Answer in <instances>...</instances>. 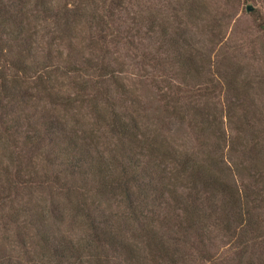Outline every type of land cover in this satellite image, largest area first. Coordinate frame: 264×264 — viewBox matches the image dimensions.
<instances>
[{
    "label": "rangeland",
    "instance_id": "374dc122",
    "mask_svg": "<svg viewBox=\"0 0 264 264\" xmlns=\"http://www.w3.org/2000/svg\"><path fill=\"white\" fill-rule=\"evenodd\" d=\"M50 1L51 12L47 14L54 13L62 4L70 7L79 2ZM98 2L99 14L111 9L104 0ZM174 2L124 0L121 6L114 9L112 16L117 25L121 24L122 34L117 37L106 36L105 41L90 39L88 18L77 19L74 26L60 29V25L52 23L51 17L47 18L50 23L45 27L41 21L42 12L37 16L34 13L27 15V21L23 24L27 31H24L31 33L34 38L31 41L32 49L24 51L28 56L26 65L4 59L8 47L5 43L0 54V67L9 77L17 76L28 92L26 99L19 98L14 103L15 108L10 109V113L21 112L23 128L28 124L32 126L29 132L42 130L39 122L47 120L53 123L52 120H56L53 117H58L59 113L63 115L62 108L56 114L53 111L56 107L52 102L58 98V94L66 90H80L91 77L94 80L101 78H97L96 67L101 62L107 63L113 73H107L103 82H99L100 86H97L106 89V100L99 93V100L95 104L104 107L106 111L103 114L108 120L113 113L121 115L116 118V126L110 121L107 123L103 114L92 109L86 101L81 105L75 101L73 106V111H76L73 118H79L83 123L73 121V118L69 122L79 128L80 136L83 135L81 128H85L99 142L98 150L90 152L92 157L107 158L108 153L120 142L129 141L128 135L138 142L144 130H148L149 134L156 133L158 142L163 145L190 150L195 145V127L179 122L176 117H163L159 121L157 118L161 115L153 117L152 107L161 108L171 100H178L177 103L187 106L192 104L191 100H197L198 105L209 104L208 118L213 120L215 126L210 129L211 134L206 133L208 130L197 128L198 133H202L201 140L205 137L216 165L232 174L229 179L231 186L241 188V192H244L250 185V178L245 171L240 174L236 170L232 172L234 163L248 165V157L241 151L242 142L257 134L264 149V0H199V13L202 15H205L202 4L207 3V20L176 16ZM248 2L253 4L249 11L246 10ZM178 14H181L180 11ZM178 26L187 29L188 35L185 36L191 41L195 55L200 57L196 58L194 67L189 70L186 68L187 71L173 63L168 55L173 38L179 37L175 30ZM42 79L48 88L52 87L51 90L42 91L38 88ZM234 86L239 88L237 97L228 91L234 92ZM199 87L203 93L191 96V92ZM96 92L97 88H94ZM243 107L248 108L245 115ZM221 117L223 120L220 122ZM186 118L189 121V112ZM43 133H46L44 128ZM17 142V145L10 143L17 154L14 155L17 157L16 164L21 160L22 170L17 174L20 181L16 180L11 190L0 187V243L4 246L0 255L2 260L8 259L13 264L37 263L41 262L40 258L47 264L55 262V257L48 253L37 235L32 215L41 209L46 210L47 215L42 213L56 235L66 238L76 248L84 245L80 252L75 251L76 257H71V262L67 259L68 262L64 261L63 264H81L91 257L104 259L105 264H128L126 258L129 252L126 248L103 252L101 247H85L92 233L88 222L94 219L102 225L103 220H107L109 225L118 227L129 243L139 248L138 256H142L143 261L135 260L133 264H153L147 255L146 246L134 232L137 219L132 217L128 197L118 187L103 192V189H97V181L89 173L82 175L76 173L77 169L73 172L74 167H70L73 161L71 156L68 158L58 153V150L50 149L51 140L47 133L45 140L38 142L41 150H35V145L31 143L21 145V148L18 146L19 140ZM3 164H7L4 159ZM163 166L167 167L166 164ZM86 167L93 168L89 163ZM219 179L228 182L223 176ZM130 185L131 192L137 193L133 183ZM129 200L133 202V197ZM215 202H219V197ZM204 203L205 199L198 202L202 213L209 211ZM259 204L253 210L255 221L261 227L254 231L255 238L258 237L255 242L259 244L254 246V240L251 241L253 235L249 239V234L244 237L228 231L216 223L212 216L206 221L207 227L189 234L186 241L177 243L171 236L165 235L167 246L172 248H168V254L174 258L170 264H249V258L250 263L260 264L264 261V198ZM9 208L18 209L15 219L6 217L11 211ZM141 209L153 229L162 231L155 220L161 215L158 208L148 203L147 206H139ZM176 245L178 248L173 255Z\"/></svg>",
    "mask_w": 264,
    "mask_h": 264
},
{
    "label": "trees",
    "instance_id": "16d2710c",
    "mask_svg": "<svg viewBox=\"0 0 264 264\" xmlns=\"http://www.w3.org/2000/svg\"><path fill=\"white\" fill-rule=\"evenodd\" d=\"M98 1L79 0L77 4L70 7L62 4L54 13L47 14L51 12L50 0H34L33 3L31 0H0V54L3 53L2 45L5 43L8 47L4 59L10 60L14 64L26 65L25 61L28 59V56L24 51L32 49L31 41L34 37L31 36V33L24 31H27V29L23 24L27 21V15L29 16L31 13L37 16L42 12L43 19L41 21L45 27L49 26L50 22L47 21V18L51 17L52 23L60 25V29L74 26V22L77 19L88 18L89 20H87L90 23L89 37L94 41H105V39L107 40L106 36L110 35L115 37L120 36L122 34L121 24L117 25L112 16L114 9L121 6L124 0H104L105 5L111 9L106 13L102 11L100 14L97 12L99 8ZM107 1L109 2L107 3ZM30 3H32V6H30ZM174 3L173 10H175L176 16L201 17L202 20H207V14L209 13L207 3L202 4L205 15L199 13V0H175ZM178 11L181 14H178ZM179 27L175 29L179 37L173 38L172 43H170L172 48L168 47L170 51L168 55L173 63L178 64L184 70L186 68L189 70L194 67L197 61L196 58L200 57L195 55V51L192 50L193 45L191 41L185 36V34L188 35L187 29ZM262 27L264 28V24ZM79 54L81 56L80 52ZM83 60L88 61V59L85 60L84 58ZM91 66L94 68V63ZM107 66L108 64L104 62L97 65V78H101L94 80L91 77L88 79V82H84L80 90H66L58 94V98L52 102L56 107L53 111L56 114L62 108L63 115L59 113L58 117H53V119H56L52 120L54 121L53 123H49L47 120L39 122L42 130L37 129L36 132L35 130L28 131L32 127L29 124L23 128L21 125V112L13 111V113H10V109L15 108L14 103L19 98L22 100L26 99L25 95L28 92L23 87V82L17 76L9 77L3 70V67H0L1 189L11 190L13 183L16 180L20 181L17 174L22 170L21 160L16 164L17 157L15 158L14 156L16 153L12 150L10 142L17 145V141L19 140V147L21 145L27 146L31 143L35 145V150H41L38 142L41 139L42 141L43 139L45 140L47 133L51 140L50 149L53 151L58 150V153L68 158L71 156V160L73 161H71L70 167H74L73 172L77 169L76 173L82 175L89 173L91 178L97 181V189H103V192L118 187L120 192H123L128 197V207L132 212V217L137 219V227L134 232L139 235L143 246H146L147 255H149L153 264H170L172 259H174L168 254L169 249L172 248L171 246H167L168 241L164 238L166 234L175 239L177 243L186 241L189 234L196 233L199 229L207 227L206 221L212 216L216 220V223H219L223 228L228 229V231L235 232V235L245 237L249 234V239L253 235L254 239L251 241L254 240L255 246L258 243L255 242V239L258 237L255 238L254 231L261 227L255 221L253 210L260 205V201L264 198V163L262 164L264 162V149L257 139V134L248 137L241 145L242 153L248 157V165L234 163L235 166L232 168V172L236 170L237 174L245 171L250 178L251 182H248L250 185L247 186L244 192H241V188L231 186L229 179H231L232 174H228L225 169L216 165L211 155V150L208 149V145L205 143V137L201 140L200 135L202 133H198L197 128L203 131L208 130L206 133L211 134L210 129H214L215 126L213 127V120L208 118V114L210 113L208 110L210 109L209 104L201 106L198 105L197 100H191L192 104H187V106L186 104L177 103L178 100H171L165 102L161 108L158 106L152 107L153 117L161 115V117L157 118L159 121L163 117H176L179 119V122H186V124L195 127L197 131V135L194 137L195 145L191 146L190 150L163 145V143L158 142L156 133L149 134L148 130L147 132L144 130L142 136L138 138L139 140L137 139L138 142L128 135L129 141L120 142L116 148L114 147L108 153L107 158L103 156L101 158H94L90 152L93 149L98 150L97 146L99 142L85 128H81L83 135L80 136L78 134L79 128L69 122L76 116V111H73L75 101L80 105L83 101H86L92 109H96L101 115L103 114L104 107L102 109L100 104L97 106L95 103L99 100V93L106 100V89L97 86H100L106 78L107 73H113ZM100 81L101 83L99 84ZM40 84L38 88L42 91L51 90L52 88L51 86L48 88L43 79L40 81ZM94 88H97L96 93H94ZM234 89V92L232 90L228 91L237 97L239 88L234 86ZM202 93L201 87H199L191 92V96H199ZM110 103L108 104L112 106ZM230 105L232 106L233 102ZM163 108L164 110H162ZM247 110L248 108L246 107L242 108L244 115ZM187 112L190 114L189 121L186 118ZM67 116L69 117L66 118ZM103 117L107 123L110 121L112 125L115 124L116 126V118L121 117V115L113 113L110 120L106 119L104 114ZM72 120L80 124L83 123L79 118H73ZM221 120H223L222 117L220 118V122ZM43 128L46 129V133H43ZM222 133L226 137L224 130H222ZM182 142L185 144L184 141ZM44 152H46V149H44ZM99 153L102 154L101 152ZM3 159L7 161V164H3ZM84 163L86 165L89 163V166H93V168L86 167ZM165 164L167 167L163 166ZM221 172L222 175H220ZM220 176L225 177L228 182H224L225 179L220 180ZM130 183H133L137 193L131 192ZM224 183L227 185L225 186ZM131 197H133V202L129 200ZM218 197L220 203L215 202L216 204H214V200ZM203 199H205L204 204L209 208V211L205 213L199 211L200 206L198 202ZM71 201L73 202V199ZM9 203H11V200H9ZM148 203L155 209L158 208L157 211L161 215L155 220H157L159 229L162 231L153 229L149 219L143 216L142 209L139 210V206H147ZM159 206H163L164 208H160ZM9 209L11 211L8 212L6 217L15 219L18 209ZM86 209L88 208L86 207ZM40 210L34 212L35 214L32 216L35 219L34 223L36 224L37 235L40 241L44 244L48 253L53 254L55 257L53 264H63L64 261H70L71 257H76L75 251L80 252L79 250L84 245L76 248L66 238L56 235L46 218V210H42L46 215ZM162 210H164V213H161ZM252 223L253 225L251 226ZM88 224L92 229V233L91 237L88 236L87 238L86 248H90L91 245L93 248L101 247L100 249H103V252L120 249L122 251L126 248L129 252V256L126 258L128 264H133L135 260L143 261V257L138 256L139 248H134L133 244L129 243L125 234L118 227L109 225L107 220H103V225L99 222L97 223L95 219L88 222ZM169 230L174 233L172 234ZM177 246H174L172 254L176 252ZM259 247L262 248L261 245ZM2 249H4V246L0 243V255ZM7 260L0 258V264H13L12 261ZM40 261L37 263L27 262L25 264H47V261L41 258ZM82 263L105 264L104 259L102 261L98 257H91ZM248 263L252 264L250 263V258ZM253 264H258V262H254ZM260 264H264V261H261Z\"/></svg>",
    "mask_w": 264,
    "mask_h": 264
},
{
    "label": "water",
    "instance_id": "95a60500",
    "mask_svg": "<svg viewBox=\"0 0 264 264\" xmlns=\"http://www.w3.org/2000/svg\"><path fill=\"white\" fill-rule=\"evenodd\" d=\"M253 8V5H252V3H250V2H248L247 4H246V10H251Z\"/></svg>",
    "mask_w": 264,
    "mask_h": 264
}]
</instances>
